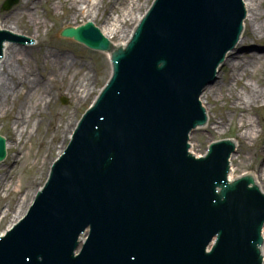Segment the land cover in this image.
<instances>
[{"label":"water","instance_id":"obj_1","mask_svg":"<svg viewBox=\"0 0 264 264\" xmlns=\"http://www.w3.org/2000/svg\"><path fill=\"white\" fill-rule=\"evenodd\" d=\"M195 1L196 0H161L160 4H157L155 7V11L149 15V18L152 20L154 19V16L160 14V12H162L163 15H166L164 21V33H169L167 26L174 18L172 15H181L186 21L184 28V47H179L166 53L158 50L156 56L157 58H160L167 55L166 58H163L159 62V68L162 67V71H164V73L170 72V67H175V63H170L173 62L172 60H177L176 57L179 56H185L184 65L190 66V69L187 70L188 75H190L189 71L191 70V74L195 78L189 88L182 89L179 94V96L184 97L182 106L178 107L176 105L170 110L168 118L172 119L174 124H176V128H178L177 130H179L177 143H175L174 147H172L173 153L169 156H163L161 153L158 154L154 152L153 154L160 156V159L164 157L165 161H163L164 164L159 163L158 161H155V163L152 164L149 159L151 157V151L146 149L144 150L147 151L146 157H124V163H118L110 172L103 174V177H107L108 174L112 176V180H114L113 187L115 188L114 199L119 204V209H116L118 211L116 212L118 219L113 225L109 223L110 226H105L98 222V220L96 221L92 219V217H89L84 218L83 221L79 222V226L71 222L63 229V224L60 223L54 231L50 233L51 236H55L56 244L59 248H61V240L65 243L72 240L75 242L80 239L85 240L87 237L85 235L89 232V230H95L93 225L94 222H98V233L102 236L104 235V239L110 243L108 244L105 241L96 242L94 236L91 241L93 246L91 261L84 260L79 262V264H126L125 260L129 259H135L134 264H159V259L156 258L157 256L154 255L155 250H153V248H156L157 245H160V242L158 243L155 240L157 227H154V222L160 220L165 222V218L163 219L161 216H168L172 220L169 221V227L175 226L178 236L172 237L171 239L168 236H163L159 241L166 240L167 242L164 245V250L168 251L169 256H171L172 253H176L178 258H182L181 255H186L184 250H182L181 254L178 250L172 248L171 245L173 244V246H179V241L182 239L186 242L191 241L193 239L192 231L195 228V224H197V220H200L201 218L205 219L207 217L206 214H208V219L213 216L211 218L213 219V223H209L208 230H212L214 222L221 220L223 221L221 226H224L225 229L229 226L232 229L234 236L237 235L238 232L240 234V238L252 235L251 233L253 228H249L247 225L243 226V222L246 223V220H244V217L239 215L240 212H237L240 210L238 206L232 204V207L237 210H228L227 217H223L221 213L217 214L216 212V214H213L211 212L212 208H214V205H212L213 203L211 202V196L218 200L220 197H233V194L228 188L222 186L220 191L213 190L211 195L208 193L205 194L203 190L200 193L201 200L197 204L198 207H196L194 203L189 200V197L196 192H187V189L179 185L178 179L175 177L178 168H175L172 171V174H170L169 168H171V166H167V164L175 160L181 152V146L183 148V133L193 121L201 119V108L197 102L198 97H195L197 84L208 79L212 70L211 68H213L216 63L218 54L221 55L225 47L237 37L238 31L235 29V25L237 24L238 19H240L242 13L245 15L247 12L246 8L242 10L239 5H236V0H198L200 3L199 9L193 7ZM167 2L170 4L169 9L166 8L168 5ZM10 5L11 4H7L6 8H9ZM86 22L95 23L94 21ZM67 27H72V25L67 24L65 27L61 28L63 30ZM149 27L150 26H147L145 29H148ZM0 28L6 29L5 27ZM8 31L12 32L11 29H8ZM173 32L174 30H172L170 34ZM13 33L19 34L18 32ZM101 33L104 36L103 32ZM24 35L30 37L28 34ZM64 35L67 37L75 36V38L79 39V41L86 42L88 44L92 41L90 44L93 47L107 48L104 43H101L98 31L92 24H87L77 30L68 29L65 31ZM106 38L109 40V37ZM111 44L112 51H115L118 48L123 49L125 46L121 45V43L116 45V42H111ZM170 58H172V60ZM177 67L179 68L181 65L179 64ZM163 77L165 78L166 87H169L168 82L172 79V77L169 75ZM170 83L171 85L176 86L177 82L176 80H171ZM158 102L160 106H164L161 100L158 99ZM107 105L114 106L115 102L108 101ZM98 115H103V112H100ZM90 125L91 122L88 127ZM140 132V129L132 128V124L129 121L128 127L119 129L113 134L112 139H108V145L110 147H114V145L119 144L117 142L128 140V145L132 148L136 138L140 137ZM223 139L226 138H222L221 140ZM214 141H218V139ZM115 149L121 151V148ZM96 152L99 153V151ZM5 157L6 142L0 137V161H2ZM197 157L200 158L202 156ZM206 161L207 160L195 161L192 171L196 175H207L210 173L217 175L220 173V168L217 164L216 168L213 167L208 169ZM183 165H185V163H183ZM159 169L161 172H159ZM180 170L188 172L190 170V164L182 166ZM250 175L253 176V174ZM219 183V181H215L210 184L217 187L219 186ZM164 191H167L168 196L165 197ZM59 192L60 194H63L62 187H60ZM155 196H160V198H152ZM241 196L247 200L245 192ZM55 202L56 201L54 200H49L45 207L51 209ZM217 205H219V203H217ZM165 206L166 208L163 210ZM61 207V204L53 206L55 212H57ZM183 213H186L188 217L191 218L195 216L197 220L190 223H182V218L184 217L182 215ZM26 220L27 219L22 220L21 223L23 224ZM163 222H158L157 226L162 225ZM47 225L54 228L52 221ZM181 227L185 228L186 232L182 236H179ZM218 227L219 226L215 224L214 228ZM74 230H76V237L72 238L71 233H73ZM82 230H85V233H83ZM211 230H209V232ZM79 231L82 232L79 234ZM26 234L30 235L29 239L34 242L35 234L30 231L26 232ZM216 238L217 237H215V240ZM26 239L28 238L26 237ZM38 239H40V237ZM45 239L46 238L44 236L42 243H39V245L44 246L43 241H45ZM215 240L212 241L207 252L211 250V247L215 246ZM224 240L225 237L222 236V242ZM36 243H38V241H36ZM80 248L81 246L78 244V247L76 248L78 249L77 252ZM19 251L23 252L24 250L19 248ZM43 251L46 252L45 250ZM85 251L88 252L89 249H86ZM226 253V255L221 257H210V261L207 262V264H258L259 261V257L257 255L254 257H252V255H245L239 252V249L232 252L226 251ZM70 257L71 254L69 253L67 256L60 255V257L55 254L54 257H47V259L50 264H73L68 259ZM162 261V264H170V262L168 260H164V258H162ZM193 264L206 263L198 257L193 260Z\"/></svg>","mask_w":264,"mask_h":264},{"label":"rangeland","instance_id":"obj_2","mask_svg":"<svg viewBox=\"0 0 264 264\" xmlns=\"http://www.w3.org/2000/svg\"><path fill=\"white\" fill-rule=\"evenodd\" d=\"M22 1L19 0V3L11 10L2 11L5 0H0V21H5V25L7 24L9 27L15 28L17 32L23 35L28 34L32 39L37 40L36 46L28 52V58H25V61L17 67L18 70L25 71L26 75L32 74L30 78L39 81L28 85L31 90L26 98L27 102L29 103L31 96L40 90L37 88V85H40L47 90V94L44 96L46 98L44 105L46 106L43 105L40 109H35L28 126L24 124L21 127L23 131H27L22 139L18 135V131H15L16 128L14 129L13 119L10 116L12 113L13 115L17 114L19 102L15 104L16 107H13L12 102H9L7 106L9 111L6 108L0 111V136L8 140L10 147L9 150L7 149L6 160L0 164V184L3 180H8L12 181L11 185L13 187L11 196H7L4 192L0 194V213L9 211V215L0 224V234L5 233L10 225L15 222L14 220L17 219L12 220V217L22 197L30 189L32 192H37L44 184L51 167L50 163H53L58 157L60 147L65 148L69 142V139L65 142L63 139L66 125L69 124L70 128L75 123L76 127L77 122L95 100L110 76V65L105 54L90 51L72 40L61 37V27H65L67 24L74 26L71 23L73 11L68 3L71 0H56V5L51 2L47 4L35 2V11L42 20V24L39 26L31 24L28 16L17 19L15 16L10 17L17 12ZM113 1L105 0V3L108 4ZM142 1L146 3L141 10V14H144L153 0ZM60 2L63 4V8L60 7ZM77 22V24H81L84 19L79 17ZM99 25L101 23L97 24V26ZM114 40L119 41L117 37ZM20 47L28 48V46ZM48 53H62L68 61L75 60V66L67 73L65 71L52 73L50 65L44 64L42 60ZM87 74L91 76L87 91L89 93H87L88 98L78 101L74 96V91H70L69 87L71 84L77 86L79 81ZM41 76L48 80L42 81ZM229 76L230 70L225 65L220 71L219 81L208 87L203 94V101L209 111L211 121L206 128L192 133L191 144L197 154H205L209 143L212 141L221 140L222 138L235 139L239 145L234 156L235 173L237 176L249 171L257 173L264 189V176L262 177L260 171L261 165H264V157L261 153L264 145V132L257 139L242 136L243 132L240 130L239 117H235L229 109L230 100L226 88ZM263 80L264 66L257 74L247 76L243 82L255 84L257 81L262 83ZM222 87H224L222 89L224 95L220 91ZM232 87L234 90L242 91L241 86L234 82H232ZM62 99H65L67 103L63 104ZM255 116L253 114L254 119H256ZM221 117L227 121L223 127L214 124L215 120L220 121ZM38 122H40L39 126ZM56 147H58V150ZM46 157L51 162L45 165L43 159H46ZM33 160H36L34 165L32 164Z\"/></svg>","mask_w":264,"mask_h":264},{"label":"bare ground","instance_id":"obj_3","mask_svg":"<svg viewBox=\"0 0 264 264\" xmlns=\"http://www.w3.org/2000/svg\"><path fill=\"white\" fill-rule=\"evenodd\" d=\"M35 2L38 4H47L51 2L56 5V0H23L17 12L10 17L15 16L17 19L19 17L28 16L31 24L39 26L42 24V20L37 14V11H35ZM68 3L70 9L73 11V20L71 23L75 27L78 26L77 19L79 17L84 19V23H86V21H94L95 24L101 23V25H99L100 31L103 32L105 37H109L110 42H116V45L119 43H121V45H126L137 23L142 19L143 15L141 14V10L146 5V3H144V1L141 2V0H114L108 4L105 3V0H71ZM244 5L247 11L245 14L247 18L245 20L244 32L242 35H239V37L241 36V40L235 51L227 52L226 59L223 61V66L226 65L230 70L228 84L226 85L227 95L230 100L229 109L234 113L235 117H239L240 130L243 132L242 136L245 138L257 139L264 132V80L262 83L257 81L255 84L244 83L243 80L247 76L257 74L264 66V0H244ZM60 7L63 8L61 2ZM0 27H5L6 30L11 29L12 32H17L15 28L9 27L7 24L5 25V21H0ZM132 27L133 30L130 31ZM18 33L21 34L20 32ZM116 37L119 41L114 40ZM31 49H33L32 46L31 48H22L20 46L7 44L4 51V58L0 63V111L4 108L9 111L7 107L9 102H12L13 107H16L15 104L19 102L17 114L13 115L12 113L10 116L13 119L14 129L16 128L15 131H18L17 133L21 136V139L27 132L23 131L21 127H23L24 124L28 126L33 118L34 110L40 109V107L46 103V98L44 96L47 94V90L40 85H37V88L40 89L38 90L39 92L37 91L32 95L29 103L27 102L26 98L31 90L28 85L39 81L38 79L30 78L32 74L27 73L28 75H26L25 71L18 70L17 67V65L25 61V58H28V52H30ZM107 56L109 58V54ZM42 60L44 64L50 65L52 73L61 71L67 73L76 63L73 59H71V61H68L67 58L65 59V55L62 53H48ZM90 78V74H87L86 77L79 81L77 86L71 84L69 87L70 91H74V96L78 101H83L88 98L87 91L90 86ZM41 80L46 81L48 79L41 76ZM215 81H217V78ZM232 82L240 85L242 91L239 92L234 90ZM223 88L224 87L220 88L222 95H224L222 92ZM41 91H43L42 94H40ZM203 98L204 97H202V100ZM253 114L256 115V119L253 118ZM207 115L209 114L207 113ZM226 123L227 121L223 117H221L220 121L215 120L214 122V124L220 125V127H223ZM39 124L40 122H38V126ZM74 127L75 123L72 124L70 128L69 124L66 125L63 137L64 142L70 138ZM7 148L8 150L10 149L9 144ZM56 149L58 150V147H56ZM61 151L62 147L59 149V155ZM191 152L192 154L196 153L194 147ZM261 153L264 157V145L262 146ZM202 155L203 154H197V156ZM234 158L235 157H232L231 159L232 170L229 180H234L237 175L233 166ZM49 162L51 161L48 160L47 157L43 159L45 165ZM32 164H36V160H33ZM260 171L263 177L264 165H261ZM7 175L9 176V174ZM253 177L259 184V176L257 173L254 172ZM11 182L12 181L3 180L2 184H0V194L4 192L7 196H11L13 192ZM35 195L36 192H32L30 189L29 192L22 197L14 212L12 220L17 218L14 220L17 222L25 215ZM8 215V210L0 213V224Z\"/></svg>","mask_w":264,"mask_h":264}]
</instances>
